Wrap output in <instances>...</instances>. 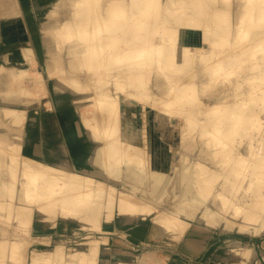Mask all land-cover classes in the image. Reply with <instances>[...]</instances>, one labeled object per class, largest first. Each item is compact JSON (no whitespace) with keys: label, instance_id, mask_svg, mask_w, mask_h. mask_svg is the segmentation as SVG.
Here are the masks:
<instances>
[{"label":"bare ground","instance_id":"obj_1","mask_svg":"<svg viewBox=\"0 0 264 264\" xmlns=\"http://www.w3.org/2000/svg\"><path fill=\"white\" fill-rule=\"evenodd\" d=\"M27 2L0 0L1 16L22 13L27 22L16 38L15 56L22 54L24 62L5 54L7 63L0 66V224H6L0 225V264H176L168 257L131 253L108 239L79 245L36 243V231H18L24 221L9 223L3 217L25 220L33 212L38 220L42 212L44 227L75 220L98 230L111 225L125 238L130 229L137 235L145 232L152 220L191 255H201L219 228L228 233L236 220L248 223L264 215V191L257 192L264 181V145L248 148L252 161L246 167L248 158L225 154L239 144L236 136H251V130L264 125V118H258L261 108L250 106L251 100L264 98V68L252 80L235 82L233 95L217 94L210 109L202 110L210 82L246 71L241 65L248 52L253 60H264V48L254 49L264 37V29L259 30L264 27V0H58L39 26L42 56L24 10ZM229 15L232 25L225 27ZM157 27L160 39L155 37ZM190 37L200 40L196 46L186 44ZM225 37L229 41L218 47ZM196 50H202L200 58L193 56ZM194 65L197 74L184 81ZM173 66L176 72L165 75ZM246 84L254 90L247 91ZM232 96L247 102L220 104ZM219 108L222 114L213 115ZM26 109L34 112L23 124ZM170 123L184 133L174 150L161 142ZM200 129L209 142L189 159L181 141H192ZM36 143L41 156L29 153ZM213 143L219 150L204 155ZM173 155L188 160L181 170L190 174L187 189L170 197ZM244 167L246 185L237 179V170ZM102 176L120 179L117 193L104 185ZM140 183L145 187L138 196L134 186ZM241 187L245 198L230 203ZM29 202L42 206L36 209ZM234 207L242 211L233 212ZM259 207L262 212L255 211ZM187 219L188 229H177ZM252 232L257 237L247 228H241L243 236L222 237L206 258L212 264H264V216Z\"/></svg>","mask_w":264,"mask_h":264},{"label":"rangeland","instance_id":"obj_2","mask_svg":"<svg viewBox=\"0 0 264 264\" xmlns=\"http://www.w3.org/2000/svg\"><path fill=\"white\" fill-rule=\"evenodd\" d=\"M57 1L58 0H31L29 5H27L28 6L27 9L29 8V10L32 11L31 15L33 17L31 16V18H30V21L33 22V24H32V26H33L32 38L34 40H36L38 42V44H39L40 56H42V45H40V44L42 43L43 33H42V30L39 29V26L41 25L42 20L44 19V17L49 15V13H51V11L55 8ZM229 8H231V6ZM155 24L158 27L161 26V22L159 20H157L155 22ZM24 25L25 24L23 22V18H22L21 13H19L18 15H3V16L0 15V34L6 39L14 37L15 33L18 30H21L24 27ZM230 25H232L231 15L227 16V20L223 23V26H225V27L230 26ZM198 26L199 27L202 26V22L201 21H199ZM263 29H264V27L262 26V28H260L259 30H263ZM161 32H162V30L160 28H158L156 33H155V37L157 39H160ZM190 38H191L190 40H188V39L186 40V44L194 43V46H196L197 42L200 41V40H198L196 38H193V37H190ZM223 40H224L223 43L219 44L218 47H223L229 41V39L226 38V37L223 38ZM206 44L208 46H210V47H214V43L213 42H211V43L207 42ZM253 46H254V44H251L250 48H253ZM257 48H264V37H261L259 39V45L254 47V49H257ZM43 54H44V52H43ZM201 54H202V50H199V52L196 50V51H194L193 56L195 58H200ZM248 54H249V58H247L246 62L245 63L243 62L242 65H241L242 68H246V71H243L240 74L236 73V74H226L224 76H219V77L215 78L213 82H210L209 88L207 90V93L203 96V101H204V103L202 105V110L203 111L210 109V106L215 102L214 99L216 98L217 94L226 95V96L227 95H233L232 94V88H233V85H234L235 82L242 81L244 79L245 80H252V79H254L253 77L255 76L254 75L255 72L258 69L264 68V60L263 59L253 60V58H252V54L253 53L248 52ZM211 58H214V57L211 56L210 59ZM260 58H263V57H260ZM224 59L225 60H230V59H232V57L226 56ZM248 65H250V67H247ZM195 66L196 65L191 67V69L193 68L194 72L190 71L189 74L183 78L184 81L190 82V81L193 80V76L195 74H197V72L195 70V68H196ZM247 68H249V69H247ZM174 72H176V67L175 66H173V68H171L169 71H167L165 75H168V74L172 75ZM262 74L264 76V71L262 72ZM205 77L207 79L206 80V83H207L209 78L206 75H205ZM82 78L83 79L85 78L84 73L82 74ZM148 78L149 77H146L145 80L147 81ZM27 81L28 82L26 84H28V85L33 83V82H30V80H27ZM203 81H204V79L201 80L200 84H202ZM197 82H198V78H197ZM244 87L247 88L246 89L247 91H249V90L253 91L254 90V87L253 86L250 87L249 84H246ZM16 92H20V91L16 90ZM212 95H214V96H212ZM32 97L33 96H27L26 98L33 99ZM223 102H226L227 104H229L231 102V104L233 103V104H237V105L241 106L243 103H246L247 100L244 99V97H233L232 96V97H230V98H228L226 100H223L220 104H222ZM252 105L253 106L255 105L256 107L258 106V107L261 108V111L258 114V118L260 120H262L261 118H264V98L262 99L261 97H258L257 99H253V101L251 100L250 101V106H252ZM24 111L25 112H24L23 115L25 116V120H23L24 121L23 124L25 122H27V120L29 121V117L31 116V113L34 112V111H32V109H26ZM40 112H42V109H41ZM217 112H215L213 115L216 116V115H219V114L221 115L222 114V111L220 110V108L217 110ZM250 112H251V109H250ZM25 113H26V115H25ZM156 115H157V112H156ZM24 116H23V119H24ZM200 117L204 118L205 115L204 114H203V116L200 115ZM203 122H202V124H204ZM205 123H207V122H205ZM255 129L256 128H254L253 131L251 130L249 132L251 134V136L248 133V135H249L248 137H250L249 139H248V137H244L242 135L236 136V139H237L236 141H238V142L240 141L239 144H237V146L234 147L233 150H229V151H227L225 153V154H227V153H235L236 155H240V157L242 159H247L248 158L249 161H246L244 163L245 167L248 166V165L250 166V161H252V155L249 152L248 148L251 145H254V144L257 145V146L258 145H264V125H262V128L259 127L258 131H255ZM201 131H202V129H200V132L197 130V131H195V133H193L195 135V137H194V139L192 141L187 140V141L184 142V138L181 141V143L186 144V149L187 150H185V153L187 154L189 159L192 158L193 154H197L198 153L197 151L202 149L209 142V138L206 135H202L203 133H201ZM198 132L200 134H198ZM163 137H164L163 138L164 140H161V142L164 143V147L165 148L169 147V148L174 150V149H176L178 147L180 138L184 137V133L181 132L180 125L174 126L172 123H170V126L168 127V131H167L166 135L163 136ZM165 137L166 138L169 137V138L165 139ZM217 145L218 144L213 143V144H209L208 147L206 146L205 147L206 149L204 151V155L209 154L207 152H211L212 151V154H213V151L219 150V148L221 146L218 145L219 148L216 149ZM245 150L248 151L247 154L245 153L246 152ZM157 153H161V152L157 151ZM262 155H263V153L259 154V156L257 158H260ZM220 156L218 157L219 159L221 158ZM171 159H173L172 165L174 167V173H173L171 182L168 185L169 190L171 191V194L169 195L168 193H166V195H169L170 197H172L176 193V190L182 191V190L187 189V185H185V182H188V180H189L188 177H189V174H190V172H183L181 170L182 167L186 164V162H188V160L185 157H183V156L176 157V156L173 155L171 157ZM207 159H208V157H207ZM219 159L216 158L217 161ZM222 159L223 158H221L219 161H221ZM219 163H220V165H222L221 162H219ZM245 167H244V169L237 170V171H240L239 175L237 176V179L243 181V185H246V182L248 181V175H249L248 170ZM178 171L180 173H182V175L180 177L179 182L177 183V175H176V173ZM261 172L263 174L264 170L261 169ZM207 173H211V172H207ZM262 174H261V176H262ZM257 177L259 178L258 175H257ZM100 179L105 181V184H104L105 186H108V188H112L113 189V192H112L113 194L118 192L119 184L117 182H120V179H116V180L115 179H111L110 180L108 178H105V176L100 177ZM259 179H262V178H259ZM145 181H147V179H145ZM173 182H175L174 185H173ZM143 187H145V183H140L137 186H134V188L137 189L138 196L142 195V193L144 192ZM215 189H216V187H214L212 189L211 194L216 192ZM242 189L243 188L241 187L240 192L238 191L237 192V196H235V197H233L234 196L233 193H227V195H229L230 197H233V199L231 200L230 203L238 202V201H241L242 198H245V197H243V195H241ZM261 190L264 191V181L262 182V185L258 186V191L257 192L261 193L262 192ZM178 195L179 196L176 197L174 199V201H177V200L180 199L181 194L179 193ZM239 195H240V197H239ZM255 195H256V193H255ZM29 203L32 204L36 209H38L39 207L42 206V202H35V203L34 202H29ZM57 206H58V204L49 207L47 210H45L43 215H46L48 213H52L53 211H55ZM244 209H245L246 212L248 211V208H244ZM235 210H237V209H235V207H234L233 208V212L239 213V212L242 211V209L241 210H237V211H235ZM231 211L232 210L230 209L229 212H231ZM255 211L262 212L260 210V207L257 208ZM2 212L4 214H6V210H2ZM33 214H34L33 212L28 214V218L25 219V220L24 219H19L17 216L16 217L15 216H11L10 219H6L5 217H3V219H4V222H9V223H19L20 221H24L25 222L24 225L22 227L18 228V231L20 233H23L24 230H25V234H26V230L36 231L33 234L34 235V240L36 241V243H41V242L42 243L43 242H46V243H50L51 242V243H53L54 242V243H62L64 245L66 243L70 244V245H79V244H86L88 241L89 242L92 241V239H93V241L94 240H98L99 242L101 240H103V241H101V243H103L104 240L108 239L109 241H111V244L113 243L114 245H120L122 247L124 246L123 249H125V250H127V251H129L131 253H138V254L141 253L143 255H149V256H152V257L160 256L161 258L162 257L163 258H167L168 257L169 259H171L176 264H212L210 262V260H209L211 257L208 256V259L206 257H207L208 253H211L210 250H211V248H213L215 242L220 241V239L222 237L228 236L229 234L237 235V236H243L241 234V228H247L250 231V233L252 234L251 237H257L258 233H254V232H252V230L255 229V227L260 222H262V216H264L263 214H261L262 216L256 217L252 221L250 220L248 223H247V221H246V223H240L241 221L236 220V223L234 224V230L230 231L228 233L226 232L225 228H219L218 231L216 232L217 234L214 235L212 241H209L205 251L201 255H191L184 248V246L181 243L178 242V244H177V241L175 239H173L169 233H166V232L163 233L160 230V228L152 220L147 222L146 229L144 230L145 232H143V233L141 232V234L137 235V234H135L132 231V229H130V230H128V234L129 235L126 234L128 237L125 238L124 234H120L118 232V231H120L119 229L117 231H115V229L111 225H103L101 227V230H98V229H95V228L82 226L83 224L81 222H78V221H75V220L74 221L70 220L67 224H61L62 222H58L55 226H51L48 223L47 226L45 224L46 227H44L42 225V212L40 213V217H39L38 220H33ZM239 215H241V214H239ZM239 215H237L235 217V219H239L240 218ZM72 222H74V223H72ZM3 224L6 225L5 223H2L0 225H3ZM178 224H181V226L177 227V229L181 230V229L185 228V231H186L188 229V225L190 224V219L184 220V221H182V222H180ZM221 225L223 227H225V226L228 225V222H222ZM40 231L41 232H48V234L45 235V234L42 233V235H41V234H39V233H41ZM102 231H104V233ZM210 232H212V230L205 232V234H208ZM160 233H162V234H160ZM55 234L57 236H55ZM117 235H118V237H117ZM103 237H105V238L102 239ZM180 245H182V246H180ZM208 255H210V254H208Z\"/></svg>","mask_w":264,"mask_h":264},{"label":"crops","instance_id":"obj_3","mask_svg":"<svg viewBox=\"0 0 264 264\" xmlns=\"http://www.w3.org/2000/svg\"><path fill=\"white\" fill-rule=\"evenodd\" d=\"M29 2H27V4L23 7L24 8V10H26L27 11V15H28V18H31V13H29V12H32L31 10H29V8L27 9V5H29V3L31 2V0H28ZM21 15H22V18H23V22H24V26H26V24H27V22H26V18L24 17V14H22L21 13ZM30 21V20H29ZM31 22V21H30ZM31 24H33V22H31ZM22 29H24V27L22 28ZM21 29V30H22ZM21 30H18L16 33H15V36L14 37H11V38H4L1 34H0V66L1 65H5V63H7L6 61H5V59H4V55L5 54H10L11 56H15L16 54V52H18V48H19V42L16 40V38H17V36H18V34H19V32L21 31ZM12 44V45H11ZM17 44V45H16ZM11 49V50H10ZM6 50V51H5ZM16 50V51H15ZM2 51V52H1ZM15 58V60L14 61H18L17 63H21V62H24V57H23V55L21 54V55H19V56H15L14 57ZM23 60V61H22ZM3 62V63H2ZM32 109H35L36 110V108H32ZM36 113L37 114H39L37 111H36ZM34 117H36V115H34ZM163 138V137H162ZM169 138V137H168ZM168 138H166L165 137V139H168ZM30 151H29V153L30 154H32V155H38V156H41L42 155V149L39 147V143H36L34 146H32L31 147V149H29ZM32 152V153H31Z\"/></svg>","mask_w":264,"mask_h":264}]
</instances>
